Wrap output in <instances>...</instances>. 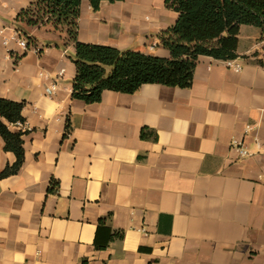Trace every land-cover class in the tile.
Segmentation results:
<instances>
[{"label":"crops","instance_id":"1","mask_svg":"<svg viewBox=\"0 0 264 264\" xmlns=\"http://www.w3.org/2000/svg\"><path fill=\"white\" fill-rule=\"evenodd\" d=\"M33 1L0 0V98L25 119L5 122L24 133L25 162L0 180V264H264L261 29L240 28V72L200 57L189 89L145 84L88 105L72 98L66 33L16 23ZM177 16L165 0L84 1L78 39L170 58L159 34ZM16 24L33 47L12 39ZM5 146L0 173L17 160Z\"/></svg>","mask_w":264,"mask_h":264},{"label":"trees","instance_id":"2","mask_svg":"<svg viewBox=\"0 0 264 264\" xmlns=\"http://www.w3.org/2000/svg\"><path fill=\"white\" fill-rule=\"evenodd\" d=\"M84 1H88L94 11H99L104 2L114 4L125 0H34L15 21L66 33V45L73 44L76 50L71 58L76 67L72 98L88 105L100 103L105 91L131 95L145 84L191 88L200 57L220 61L238 59L243 25L261 29L264 40V0H165L166 7L178 15L175 23L159 34L161 45L170 52V58L83 43L78 39V30ZM16 30L24 35L17 24ZM27 40L28 46L35 44L31 37ZM23 108L24 103L0 98V136L6 143L5 150L14 153L17 159L0 173V180L17 175L25 162L24 133L12 132L5 123L10 126L24 124ZM69 133L68 125L66 135ZM142 136L146 137L145 129ZM105 225L101 219L95 240L97 250L108 246L100 242ZM108 231L109 240L114 236L122 237L120 232L114 235Z\"/></svg>","mask_w":264,"mask_h":264},{"label":"built area","instance_id":"3","mask_svg":"<svg viewBox=\"0 0 264 264\" xmlns=\"http://www.w3.org/2000/svg\"><path fill=\"white\" fill-rule=\"evenodd\" d=\"M13 40H16L17 43L19 44L20 47H22V49L27 50L29 48L28 46V41L27 39L24 38V35L18 31V30H14L13 36H12ZM264 43V40H263ZM224 63L226 64V66L229 69H232L236 72H240L243 70V65L241 64H236V62L234 60H228V61H224ZM56 85H53L51 90H50V94L52 95L54 92ZM24 124H17L16 126L18 127H23ZM250 127H248L249 129ZM233 147H237L242 158L247 157L249 155L248 151L245 149L243 143L237 142L235 141L233 144Z\"/></svg>","mask_w":264,"mask_h":264},{"label":"rangeland","instance_id":"4","mask_svg":"<svg viewBox=\"0 0 264 264\" xmlns=\"http://www.w3.org/2000/svg\"><path fill=\"white\" fill-rule=\"evenodd\" d=\"M31 47H33V46H31Z\"/></svg>","mask_w":264,"mask_h":264}]
</instances>
